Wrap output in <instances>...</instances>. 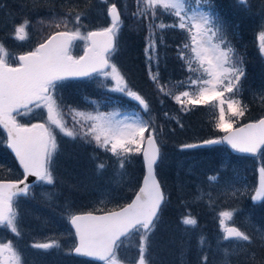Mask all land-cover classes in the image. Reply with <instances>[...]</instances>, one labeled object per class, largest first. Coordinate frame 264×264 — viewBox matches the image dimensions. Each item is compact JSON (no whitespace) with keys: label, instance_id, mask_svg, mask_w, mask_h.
I'll return each mask as SVG.
<instances>
[{"label":"snow or ice","instance_id":"snow-or-ice-1","mask_svg":"<svg viewBox=\"0 0 264 264\" xmlns=\"http://www.w3.org/2000/svg\"><path fill=\"white\" fill-rule=\"evenodd\" d=\"M104 2L108 4L107 15L111 23L98 31L82 33V18L86 14L70 10L58 21H51L50 26L57 30L40 42L35 50L14 57L12 62L9 52L0 43V129L6 133L0 145L14 153L23 170L21 180H0V227H6L19 236L18 200L31 197L35 184L55 183L53 170L59 154L58 130L59 134L72 141L94 144L96 148L111 153L121 169L133 155H142L146 167L142 186L131 203L103 215L88 213L70 216L69 223L78 238L72 251L79 256L96 258L104 264H125L121 250L129 247L132 238L138 236V258L134 264H150V237L157 228L165 203L155 171L161 159L156 128L152 126L151 119H144L139 112L118 119L121 116L118 110L108 113L96 111L95 114L78 111L64 102L59 91L69 80L87 78L96 83L97 89L122 93L137 102L143 112L149 111L147 101L129 87L125 76L112 62L122 26L121 12L116 3ZM240 2L246 3V0ZM136 3L137 11L132 15L149 21L151 34L145 48L149 62L155 58L151 54L155 50L153 29L178 28L187 34L185 42L179 46L178 57L188 73L179 85L189 90L174 96V100L181 105V111L190 110L189 105L201 104H211L213 109H218L215 127L225 135L200 144H185L182 150L226 144L238 153L252 156L264 152V118L240 127L234 126L248 108L240 99L241 81L246 76V70L242 58L227 38L224 22L215 10L213 0H136ZM163 15L174 17L173 23L166 24L162 20L155 23ZM29 26L28 19L15 25V37L21 41L26 39ZM77 41L87 43L83 55L74 56L72 50ZM259 48L264 53V30L259 33ZM149 74L164 92V87L159 85L158 73L152 74L149 68ZM165 95L168 93L165 92ZM85 100L92 105L99 103L88 97ZM41 112H46V117L40 123H22L18 119L32 118ZM68 115L72 118L71 126L66 120ZM104 167L102 162L97 165L98 170ZM29 177L35 180L29 183ZM209 179L216 180L217 177ZM254 193L251 196L254 205L264 201V166L259 168V182ZM239 194H242L239 190L231 193L232 196ZM234 213L235 210L218 213L221 239L250 245L253 237L230 223ZM181 223L195 228L198 221L189 213L182 217ZM199 244L203 248V236L199 238ZM31 247L47 251L59 247V244L51 241L33 243ZM224 256V264H227V247L224 248ZM0 264H21L20 254L12 242H0ZM201 264H208L206 255L201 256Z\"/></svg>","mask_w":264,"mask_h":264},{"label":"trees","instance_id":"trees-1","mask_svg":"<svg viewBox=\"0 0 264 264\" xmlns=\"http://www.w3.org/2000/svg\"><path fill=\"white\" fill-rule=\"evenodd\" d=\"M21 1V4L27 6L26 11L22 14H25V19L30 21V25L35 21L34 18L49 16L53 10L56 13H67L72 10L91 15L90 12H87L86 4L79 5L77 2L75 4L73 0ZM111 1L117 3L122 21V26L117 36V51L112 57V62L117 65L120 72L125 76L129 87L133 91L138 92L147 101L149 111L150 107L153 110L150 116L148 115L149 111L146 114L138 110L137 112L144 119H151L152 126L157 130V141L161 147V159L157 164L156 170L166 199L160 212L157 228L150 237L148 253L150 255V264H201L202 255L208 257V264H224V248L226 247L224 245L230 242L219 240L221 238L216 236L219 241V244H217L213 237L215 236L214 233L220 231L218 213L224 210H235L233 221L230 223L253 237V242L250 245L246 242H238L243 244L245 249L238 255H235V252L231 253V249L228 248L227 264H264V201L254 205L251 200V196L255 194V188L258 187L259 168L264 166V152L260 153L258 156L260 160L258 161V157L234 155L223 144L182 150V146L185 144H200L205 140L218 138L222 134L215 127L217 109H213L211 104L189 105L187 107L190 110L181 111V105L174 100L175 95L189 90L179 85V82L185 80L188 75L184 62L178 57L179 46L185 42L187 34L178 28L153 29L152 31L155 32V35L152 38L155 40V50L151 54L155 58L149 62L145 53V48L149 42L148 38L151 34L149 21L143 18L137 19V17L132 15L137 11L136 0H132L126 5H124L122 0H109V2ZM250 1L251 7L254 6V10H257V2L264 0ZM253 1H255V4ZM213 2L215 10L224 22L227 38L242 58L243 66L246 70V76L241 81L240 99L248 108L245 115L238 118L237 123L256 119L264 114V60L258 54L257 41L255 39L257 29L255 15H252V17L247 16V7H250L248 0H246V3H241L239 0H213ZM101 4L102 7L106 6L105 2ZM101 4L97 3L96 7L100 8ZM74 5H76V8ZM124 6L125 9L122 11ZM2 8L13 9L11 5L0 7L2 16L4 14ZM16 8L18 12H21L22 8ZM96 15L95 12H92L90 17L92 18L93 16L99 19ZM15 16L16 18L11 20V30H14V26L24 20L21 19V15ZM174 19L172 16L163 15L155 23L158 24L162 20L166 24H171ZM4 21L8 24L6 20ZM92 24L93 27L97 25L96 22ZM3 30L5 29L0 28V33ZM4 40V37L0 34V43H3ZM20 46L23 47L22 45ZM11 61L12 58L10 57ZM149 68H151L152 74L158 73L159 85L164 87V92L160 91L157 84L150 78ZM88 81L89 79L68 81L62 90L66 92L67 86L72 85L79 91L78 93L81 94L82 98H85V95L90 97L92 95L90 84L93 82L88 83ZM103 92L106 93L105 91ZM165 92L168 95H165ZM109 96H111L109 98L110 103L103 101L101 107L109 109L116 106L123 110L131 111L134 109V106L125 97L114 94H109ZM165 113L168 115L166 116ZM18 119L22 123H27L31 120L24 117H18ZM67 121L69 123L71 120L68 118ZM82 143L80 140L72 141L67 138V142L62 141L59 144V155L65 149V155L62 156L67 163L74 158L83 157L81 154L79 156L77 148H80L86 154H89V151H86L88 149L94 152L91 145H89V148H82ZM0 147L4 148L17 168L14 158L8 153L6 147L4 145H0ZM80 162L95 168L94 163L90 160L88 162ZM77 171L85 172L87 167H83L82 164L78 165ZM64 176L66 177L67 175L65 174ZM213 176H216L217 179L210 180L209 177ZM0 177H6V175L0 173ZM236 177L246 181V185H249V188L246 186L245 189H239L242 194L232 196V184L228 180ZM82 179L83 177L71 178L70 183L72 186L73 184L77 186V183ZM35 186L43 187V184H36ZM56 188L57 185L54 183L51 188L45 189L53 190ZM63 188L61 195L55 193L50 200L51 207L54 206L57 209V211L54 208L52 209L53 214L56 217L61 215V220L63 218L60 210L65 197L70 196L73 198V193L69 195L66 193L67 187L63 186ZM122 190L118 189L119 193ZM134 191L133 189L125 198L117 194V196L119 195L118 197L116 196L117 200L121 198L125 200H121L122 202L114 207L121 206L129 201ZM116 197H114V200ZM93 205L101 208L99 211L110 209L108 205L100 207L94 202L85 203L81 201L75 205L77 210H74L75 207H70L73 211L65 212V222H67V218L72 212L86 211ZM90 210L97 211L95 209ZM189 213L198 221L195 228L181 223L182 217ZM27 224L33 225V227L40 226L39 222L34 220ZM187 230H191V233H188ZM201 236L205 238L203 248L199 244ZM138 240L139 237L134 236L129 247L121 250L120 255L125 263L134 264V261L138 258ZM33 243L27 241L28 253L33 251L34 248L31 247ZM54 252L55 249L53 248L47 251L39 250L30 253L43 257L45 253H50L51 255ZM64 255L68 258L65 261L67 264L69 261H73V263L69 264H104L71 257L70 252ZM55 258L57 257L54 256L53 262H55Z\"/></svg>","mask_w":264,"mask_h":264},{"label":"rangeland","instance_id":"rangeland-1","mask_svg":"<svg viewBox=\"0 0 264 264\" xmlns=\"http://www.w3.org/2000/svg\"><path fill=\"white\" fill-rule=\"evenodd\" d=\"M76 4L79 3V5L86 4L87 12H90L92 15V12H95L97 15L96 19L91 15H86L84 18H82L83 27L81 28V32L86 34L88 31H92L94 29H102L104 27L109 26L110 22L106 15V10L108 7V4L106 6L102 7V2L104 0H73ZM115 1V0H114ZM249 6L251 7V1L248 0ZM21 0H0V7H7L8 5L13 7L11 8H2V11L4 12V20L8 22L9 25H11V20L16 18L15 15H21V19H25V14H22L26 11L27 6L21 4ZM34 3V2H32ZM97 3H100V8H97ZM109 3H113L112 1ZM255 4V1H253ZM258 8L257 10H254V6L246 7L248 8L247 16L252 17V15H255V19L257 21L256 26V41L257 45H259V33L264 30V1H258L257 2ZM76 8V5H74ZM22 8L21 12H18V9L16 8ZM78 9V8H77ZM125 9V6L122 8V11ZM78 11V10H77ZM86 12V13H87ZM50 13V12H49ZM49 16H38L34 18V22L26 29L27 35L29 34L30 37H26L24 40H19L15 37L14 30L11 28L3 30L0 34L4 37L3 44L5 45L7 51L9 54H13V52L21 51L27 49V47L30 49L31 44H34L35 42H40L46 34L51 30H57L54 27L50 26L52 20H59L62 17H64L67 13H56L54 10L51 12ZM40 21H43V23H40ZM93 22H96L97 25L93 27ZM71 26V25H70ZM12 27V25H11ZM50 31V32H51ZM87 42L84 41H77L76 45L79 46V50L86 45ZM22 45L23 47H21ZM28 49V50H29ZM91 89H92V95L86 96L89 97L90 100L98 101V105H92L89 103L88 100H85V98L81 97V94L78 93L77 89L75 87H72V85L67 86L66 92L62 89H60V94L64 98V102L67 104H71L73 107H76L78 111H88L93 112L95 114L96 111L99 112H112L115 110H118L121 113L120 117H117L118 119H122L123 116H132L135 115L138 111H142L140 106L137 104V102L131 100L130 98L126 97L122 93H112V92H106L104 93L102 90L97 89L96 83L93 80H89L88 83H91ZM68 83V82H67ZM87 83V82H85ZM87 85V84H85ZM111 86V85H109ZM88 87V85H87ZM83 91V90H81ZM65 92V93H63ZM109 94L118 95L121 97H125L128 99L131 104L134 106V109L131 110H123L119 107H112L109 109H106L105 107H101V104H103V101L106 103H110ZM261 100V99H259ZM157 108V107H156ZM157 110H159L157 108ZM40 110H38L39 112ZM153 112L150 107L149 116ZM160 113V111H159ZM44 116L46 117V112H41L39 115H36L35 117L29 118L32 121H37L39 118L41 119ZM217 116H218V109H217ZM70 119L69 126L72 125V118L70 115L66 116V120ZM151 118V117H150ZM34 119V120H33ZM148 134V133H146ZM145 134V135H146ZM5 138V135L0 132V140H3ZM220 138V137H218ZM214 138V139H218ZM57 141H59V144L63 142H67V137H64L62 134L58 133L57 130ZM89 145L92 146V149L94 152L90 151L89 149L86 151H89V154L87 155L86 152L81 150L80 148H77L79 150V156L80 154L83 155V157L74 158L73 160L67 162V167L64 168V171L66 173V177L62 174L57 178L54 175V170L57 169L54 164V170L53 175L55 178V182L57 179V188L56 189H45V188H51L53 185H46L43 184V187L35 186L33 190V195L28 198H21L17 202V212H18V220H17V226L18 230L20 232L19 236H16L15 234L11 233L10 229H7L6 227H0V242H12L14 245V248L18 251L21 257V264H42L43 257L36 254L30 253L39 251L42 249H33V251L27 252V241L34 242V243H43L48 240V242L55 241L59 244V247L54 248L55 252L51 255V264H67L65 263L66 258L65 253L70 252L71 247L74 244V236L72 229L69 227L67 222H65V212H71L70 207H75V205L79 204L81 201H84L85 203L94 202L96 205H100V207L104 205H108L110 209L117 208L114 207L118 204H120L122 201L125 200L122 198L127 197L131 191L134 189L136 190L143 172L142 167V159L141 155H133L131 156L129 162H127L123 169L119 167V164L117 162V159L111 155V153L104 152L101 149H98L95 147L94 144H85L82 143V148H89ZM72 146V145H71ZM82 151V153H81ZM262 154V153H261ZM59 155V154H58ZM65 155V149L60 153L59 159H63V156ZM139 158V159H138ZM259 158V157H258ZM58 160V156L55 159V163ZM88 160L92 161L94 163L95 168H91L82 162H88ZM260 158L258 159V161ZM64 161V160H63ZM103 163L106 165L102 170H98L96 167L99 163ZM83 165V167H87V171L85 172H78L77 167L78 165ZM164 165V162H163ZM99 171V172H98ZM91 172L93 174H97V178L94 180L91 178ZM0 173H3L6 175V177L3 178H9V179H19L21 178V175H18V169L15 167L13 162L11 161V158L8 156V154L5 152L4 148L0 147ZM14 175H18V177H14ZM75 178L77 177H83L81 181L77 183V186L70 183L71 180L69 178ZM1 179V178H0ZM230 184H232V191L239 190V189H245L246 186L249 188V185H246V181H243L239 179L238 177L228 180ZM63 186L67 187V192L69 195L73 193V198L68 196L65 197L64 202L62 203L61 207V214L63 220H61V215H57V217L53 214L52 209L54 208L56 211L57 209L53 206L51 207V199L54 197V194L57 193V195H61V191L64 190ZM118 189H123L121 193H119ZM117 194H120L123 196L121 199L117 200ZM78 195V196H77ZM93 195L92 197H90ZM117 196V197H116ZM90 197V198H89ZM114 197L115 200H114ZM74 204V205H73ZM73 205V206H71ZM77 207V206H76ZM75 207L74 210H77ZM90 209H95L97 211L101 210V208L93 205V207H89ZM89 209V210H90ZM32 220L39 222L40 226L28 225V222H31ZM27 222V223H26ZM220 229V227H219ZM188 233H191V230H187ZM31 233V234H30ZM32 239H31V236ZM215 236L214 240L217 244H219V241L216 236L222 237L221 230L219 232L214 233ZM222 240V239H219ZM240 243L237 242H231L227 243L224 246L231 249L230 252L234 253L235 255H238L241 251H245L243 247L240 246ZM55 258V262H53V258ZM135 262V261H134ZM49 263V264H50ZM69 263H73V261H69ZM127 264V263H125Z\"/></svg>","mask_w":264,"mask_h":264},{"label":"bare ground","instance_id":"bare-ground-1","mask_svg":"<svg viewBox=\"0 0 264 264\" xmlns=\"http://www.w3.org/2000/svg\"><path fill=\"white\" fill-rule=\"evenodd\" d=\"M123 1V3H124V5H126L128 2H131L132 0H127V2H126V0H122ZM116 5H117V3H116ZM117 8H118V10H119V7L117 6ZM0 28L1 29H10V28H12L11 27V25H9V24H7V23H5V21H4V16H2L1 14H0ZM51 32H53V31H51ZM28 37H30L29 36V34L27 35V38ZM34 48H36V44H34V46H33ZM86 47V45L84 46V47H82V49H84ZM81 49V50H82ZM59 144V143H58ZM16 163V166H17V169H18V173L20 172V171H23L22 169H21V167L18 165V163L17 162H15ZM68 165H67V163L65 162V160L63 161V159H59L58 158V160L56 161V163H55V167H57V169L56 170H54V175L57 177V178H59V176L62 174L63 176L66 174L65 173V171H64V168L65 167H67ZM97 177V174L95 173V174H93L92 175V172H91V178L94 180L95 178ZM0 180H14V181H18L17 179H9V178H3V177H1V179ZM56 185H57V179H56ZM132 197H133V194H132ZM131 197V198H132ZM131 198H130V200H131ZM126 203V202H125ZM109 210H111V209H109ZM75 245V244H74ZM74 245L71 247V249H70V256L71 257H74L75 255L71 252L72 251V249H73V247H74ZM51 256L52 255H50V253H45L44 255H43V260L44 261H42V264H49L50 263V260H51Z\"/></svg>","mask_w":264,"mask_h":264},{"label":"water","instance_id":"water-1","mask_svg":"<svg viewBox=\"0 0 264 264\" xmlns=\"http://www.w3.org/2000/svg\"><path fill=\"white\" fill-rule=\"evenodd\" d=\"M108 16V15H107ZM108 18L110 19V21H111V18L108 16ZM92 31H98V30H92ZM38 46V45H37ZM259 53H260V55H261V57L262 58H264V53H262L261 51H260V48H259ZM261 118H264V116H261L260 118H258L257 120H253V121H246V122H244V123H241V124H239V125H237V126H235V127H240V126H243L244 124H247V123H252V122H256V121H258L259 119H261ZM3 130V129H2ZM4 131V130H3ZM5 133V132H4ZM6 134V133H5ZM225 135V133L222 135V137ZM226 145V144H225ZM227 146V145H226ZM228 148H229V150L232 152V153H234V154H239V155H249V156H252L251 154H243V153H238V152H236V151H234V150H232L231 148H230V146H227ZM10 152H11V150L10 149H8ZM12 153V152H11ZM12 155L15 157V155H14V153H12ZM141 157H142V162H143V176H142V178H141V182H140V185H139V187H141L142 186V182H143V177H144V175L146 174V167H145V164H144V161H143V156L141 155ZM16 159V158H15ZM16 162L18 163V165H19V162H18V160H16ZM20 166V165H19ZM22 169V168H21ZM156 178H157V176H156ZM23 179V178H22ZM158 179V178H157ZM35 180V178L34 177H29L28 178V182L29 183H32L33 181ZM3 181H7V182H11V181H14V180H3ZM159 181V180H158ZM139 187H138V189L136 190V192L134 193V195H133V197L131 198V200L128 202V203H131V201L135 198V194L139 191ZM128 203H126V204H124L123 206H125V205H127ZM116 209H118V208H116ZM112 210H114V209H112ZM108 211H111V210H108ZM108 211H103V212H82V213H74V214H72V215H85V214H88V213H92L93 215H103V214H105L106 212H108ZM70 224V223H69ZM70 226L72 227V229H73V231H74V234H75V229H74V227L70 224ZM75 238H76V244L78 243V238L75 236ZM76 244H75V246H76ZM74 246V247H75ZM73 247V248H74ZM75 256H79V255H76L73 251H71ZM79 257H83V258H87V259H91V260H95V261H100V260H98V259H96V258H93V257H84V256H79Z\"/></svg>","mask_w":264,"mask_h":264}]
</instances>
